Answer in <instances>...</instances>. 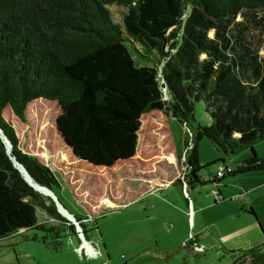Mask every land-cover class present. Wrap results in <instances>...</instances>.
I'll return each mask as SVG.
<instances>
[{
  "label": "trees",
  "instance_id": "trees-1",
  "mask_svg": "<svg viewBox=\"0 0 264 264\" xmlns=\"http://www.w3.org/2000/svg\"><path fill=\"white\" fill-rule=\"evenodd\" d=\"M110 6L125 10L122 27ZM255 14L261 55L242 37L243 22ZM38 101L57 107L46 140L54 146L46 147L62 148L70 162L64 166L80 174L133 167L141 159L144 121L157 114L164 129L166 119L185 129L184 145L192 141L173 182L183 193L262 172L264 160L253 145L264 140V0H0V130L33 182L54 193L57 172L22 151L6 119L26 123L28 108ZM198 102L210 126L196 123ZM168 136L179 158V145ZM203 138L224 156L246 149L251 156L221 178L203 179ZM38 209L67 229L40 223ZM73 217L88 242L86 215ZM30 229L43 232L45 243L50 237L53 248L62 233L76 235L51 200L28 186L0 140V240ZM234 253L232 264H264V246Z\"/></svg>",
  "mask_w": 264,
  "mask_h": 264
},
{
  "label": "rangeland",
  "instance_id": "rangeland-1",
  "mask_svg": "<svg viewBox=\"0 0 264 264\" xmlns=\"http://www.w3.org/2000/svg\"><path fill=\"white\" fill-rule=\"evenodd\" d=\"M108 8L114 22L122 27L125 10ZM258 17L259 14L254 19L247 16L242 37L261 55L262 33L254 26ZM209 35L212 38L211 32ZM56 112L55 103L38 101L28 108L26 123L12 116L6 119L14 127L22 151L57 172L59 188L53 191L62 207L72 216L86 215L83 224L94 253L87 254L77 234L62 233L59 247L53 248L50 237L45 243L41 240L43 232L30 229L0 240V264H232L235 258L230 256L231 251L248 252L261 244L256 232L258 223L264 232V171L189 189L188 196L175 186L159 189L121 207L116 202L121 192L124 199L130 200L152 178L160 179L162 184L179 178L181 158L193 146L182 142L185 129L166 119L168 133L161 125L165 121L160 114L147 118L139 136L141 159L133 167L80 174L64 166L69 157L62 148L50 151L46 147L54 146L46 140ZM194 118L201 126L211 125L203 102L195 104ZM167 133L179 145V158ZM253 149L264 160V140L256 142ZM198 156L204 166L199 176L207 179L219 170L233 171L237 163L251 156V151L224 156L203 138L198 143ZM218 191L221 195L216 197ZM106 201L113 206L107 207ZM250 207L258 222L248 214ZM37 218L46 226L67 229L39 209Z\"/></svg>",
  "mask_w": 264,
  "mask_h": 264
},
{
  "label": "water",
  "instance_id": "water-1",
  "mask_svg": "<svg viewBox=\"0 0 264 264\" xmlns=\"http://www.w3.org/2000/svg\"><path fill=\"white\" fill-rule=\"evenodd\" d=\"M0 140L2 141V143H3L4 147H5L6 154L8 155L10 161L12 162V165L19 171V173L23 177L24 181L28 184V186H30L32 189H34L41 196L46 197V198H49L51 200V202L53 203V205H54V207L56 209V212L62 218H64L69 224H71V225L74 226L75 233L77 234L78 238L82 241V245L84 243L89 244V242H87L84 239V237H83L82 229L80 227L79 222L70 213H68L62 207V205L56 199L54 193L52 191H50V190H47V189L39 186L35 182H33V180L29 177V175L24 170V168L18 162H16V160L11 156V154H10L11 153V145L7 141V139L5 138V136L3 135V133L1 132V130H0Z\"/></svg>",
  "mask_w": 264,
  "mask_h": 264
},
{
  "label": "crops",
  "instance_id": "crops-1",
  "mask_svg": "<svg viewBox=\"0 0 264 264\" xmlns=\"http://www.w3.org/2000/svg\"><path fill=\"white\" fill-rule=\"evenodd\" d=\"M254 174V173H253ZM176 180V178H174V179H172V180H169V181H167V182H165V183H161L160 182V179H158V178H152V179H150V180H148V182H146V183H148V185H147V187L145 188V186H143L142 187V191L140 192V193H138L137 194V196H135V195H133V196H131V198H130V200H129V198H123V200H122V202H121V207H128L129 205H131V204H133V203H135L138 199H140V198H144V196H146L147 194H150V193H152V192H157L159 189H168V188H170L171 186H173V182ZM254 188H256V187H254ZM253 188V189H254ZM182 191V190H181ZM184 195H187L188 196V193H184ZM221 195V194H220ZM191 207H192V205H191ZM250 209H252V207H250ZM249 209V210H250ZM253 210V209H252ZM190 214L192 215L193 214V211L191 210L190 211ZM248 214L250 215V216H252V217H254L255 218V220L258 222V220L256 219V217H255V213H254V211H253V214L252 213H250V212H248ZM252 222H253V220H252ZM258 226H259V231H257V229H256V233H257V235H258V238H259V240H260V242H261V244L257 247V248H255V249H259V248H262L263 246H264V232H263V230H262V228H261V226H260V224L258 223ZM200 236V235H199ZM86 246V245H85ZM231 252H236V251H231ZM237 252H241L242 253V251H240V250H238ZM93 253H94V251H93V249H92V247H91V251L89 252V253H87L89 256H92L93 255ZM230 253V252H229ZM230 256H232V257H238V254L237 253H234V254H231L230 253Z\"/></svg>",
  "mask_w": 264,
  "mask_h": 264
},
{
  "label": "built area",
  "instance_id": "built-area-1",
  "mask_svg": "<svg viewBox=\"0 0 264 264\" xmlns=\"http://www.w3.org/2000/svg\"><path fill=\"white\" fill-rule=\"evenodd\" d=\"M189 136H191L189 134ZM188 144L192 143L191 139L188 140L187 142ZM192 147H189L188 149L189 150H186L185 153L183 154L182 158H181V162H183L185 160V155L187 153V151H190ZM226 171H229V170H226ZM224 175V171L223 170H219L216 172L215 176L216 178H221L222 176ZM183 190H185V186L183 187ZM187 196V195H186ZM216 197H217V194H216ZM188 206L191 208V203L188 204Z\"/></svg>",
  "mask_w": 264,
  "mask_h": 264
},
{
  "label": "bare ground",
  "instance_id": "bare-ground-1",
  "mask_svg": "<svg viewBox=\"0 0 264 264\" xmlns=\"http://www.w3.org/2000/svg\"><path fill=\"white\" fill-rule=\"evenodd\" d=\"M83 246H84L87 253H89L91 251V246H89L88 244L84 243Z\"/></svg>",
  "mask_w": 264,
  "mask_h": 264
}]
</instances>
